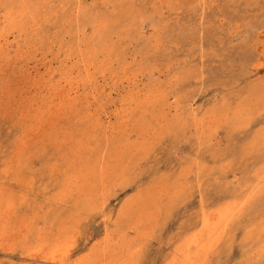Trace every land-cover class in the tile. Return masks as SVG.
<instances>
[{"label": "rangeland", "instance_id": "374dc122", "mask_svg": "<svg viewBox=\"0 0 264 264\" xmlns=\"http://www.w3.org/2000/svg\"><path fill=\"white\" fill-rule=\"evenodd\" d=\"M65 254L264 264V0H0V264Z\"/></svg>", "mask_w": 264, "mask_h": 264}, {"label": "bare ground", "instance_id": "6f19581e", "mask_svg": "<svg viewBox=\"0 0 264 264\" xmlns=\"http://www.w3.org/2000/svg\"><path fill=\"white\" fill-rule=\"evenodd\" d=\"M52 255H53V254H52ZM52 255H51V256H52ZM54 255H56V254H54ZM46 256H47V255H46ZM44 257H45V256H44ZM44 257H42V256H41V257H40V259H39L38 257H36V258H38V259H39V260H38V259H37V260H38V261H40V262H41V264H51V263H52V261H51V260H50V261H51L50 263H49V262H47V261H48V259H46V258H44ZM36 258H35V259H36ZM41 258H42V259H41ZM67 258H68V254H65L64 256H61V258H59V260H58V261H60V262H61V264H62V263H65V262L67 261ZM52 260H53V259H52ZM55 260H56V259H55ZM53 261H54V260H53ZM54 262H55V261H54Z\"/></svg>", "mask_w": 264, "mask_h": 264}]
</instances>
